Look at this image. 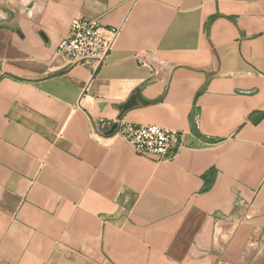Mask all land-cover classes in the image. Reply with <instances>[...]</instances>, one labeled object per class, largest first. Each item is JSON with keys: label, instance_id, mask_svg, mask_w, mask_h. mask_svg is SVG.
Returning <instances> with one entry per match:
<instances>
[{"label": "crops", "instance_id": "1", "mask_svg": "<svg viewBox=\"0 0 264 264\" xmlns=\"http://www.w3.org/2000/svg\"><path fill=\"white\" fill-rule=\"evenodd\" d=\"M75 17L120 28L94 75L55 54ZM117 121L177 131L176 157L135 154L100 128ZM250 258L264 260V0H0V264Z\"/></svg>", "mask_w": 264, "mask_h": 264}, {"label": "built area", "instance_id": "2", "mask_svg": "<svg viewBox=\"0 0 264 264\" xmlns=\"http://www.w3.org/2000/svg\"><path fill=\"white\" fill-rule=\"evenodd\" d=\"M119 32L120 28H106L95 19L75 17L66 35L58 42L55 54L64 58L69 66L82 67L94 75L113 50ZM115 124L111 135L128 144L135 154L166 161L176 157L180 136L177 131L123 121ZM111 126L110 122H102L100 128L109 130Z\"/></svg>", "mask_w": 264, "mask_h": 264}, {"label": "water", "instance_id": "3", "mask_svg": "<svg viewBox=\"0 0 264 264\" xmlns=\"http://www.w3.org/2000/svg\"><path fill=\"white\" fill-rule=\"evenodd\" d=\"M137 101H140L139 97L137 95L131 97V99L125 103L124 105H122L120 107V109L122 110V112L132 108L133 106L137 105ZM116 128V124L114 123L112 125V127L106 132L107 135H111L113 133V131L115 130Z\"/></svg>", "mask_w": 264, "mask_h": 264}, {"label": "rangeland", "instance_id": "4", "mask_svg": "<svg viewBox=\"0 0 264 264\" xmlns=\"http://www.w3.org/2000/svg\"><path fill=\"white\" fill-rule=\"evenodd\" d=\"M253 258H250L244 262H242L241 264H253ZM259 264H264V260L262 262H260Z\"/></svg>", "mask_w": 264, "mask_h": 264}]
</instances>
